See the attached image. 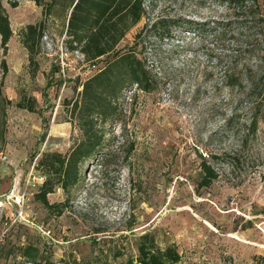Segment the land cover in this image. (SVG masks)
I'll list each match as a JSON object with an SVG mask.
<instances>
[{"label":"rangeland","instance_id":"374dc122","mask_svg":"<svg viewBox=\"0 0 264 264\" xmlns=\"http://www.w3.org/2000/svg\"><path fill=\"white\" fill-rule=\"evenodd\" d=\"M50 1L2 0L12 37L6 49L0 39V264H124L145 233L175 245L176 264H264V0H145L117 48L167 20L168 35L137 44L154 88L122 94L61 214L36 197L35 165L81 139L71 108L104 58L67 48L71 0ZM40 20L31 66L21 31ZM31 98L33 111L17 105Z\"/></svg>","mask_w":264,"mask_h":264},{"label":"trees","instance_id":"16d2710c","mask_svg":"<svg viewBox=\"0 0 264 264\" xmlns=\"http://www.w3.org/2000/svg\"><path fill=\"white\" fill-rule=\"evenodd\" d=\"M35 1L39 5L43 2ZM228 1L238 3L237 0ZM53 2L51 0L46 4L52 6ZM144 3L145 0H71L65 41L67 48L79 51L85 62L104 59L102 66L82 83L79 99L71 108V114L79 122L81 139L65 152H43L35 165L37 172L44 178L36 197L45 208L57 214H61L68 206L71 191L79 184L85 163L99 154L104 142V126L118 115L122 94L133 83L141 90L150 91L154 88L151 70L136 53L137 44L144 43L147 36L168 35L167 20L159 19L151 25L146 23L135 37L141 41L117 48L130 29L145 15ZM11 6H17V1H11ZM43 12L47 14L46 9ZM44 28V21L40 20L26 25L21 31V41L28 50L31 66H37L35 57L40 51ZM11 37L9 16L0 0V39L3 48L6 49ZM35 103V98H31L27 102L22 99L17 105L33 111ZM204 168L209 176H214L208 166L204 165ZM57 188L67 197L62 202L51 203L47 196ZM180 260L181 254L175 245L160 247L151 234L145 233L141 235L136 258H129L124 264H176Z\"/></svg>","mask_w":264,"mask_h":264}]
</instances>
